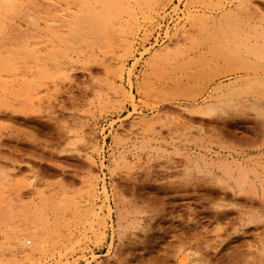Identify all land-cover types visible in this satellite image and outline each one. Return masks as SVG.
I'll list each match as a JSON object with an SVG mask.
<instances>
[{
  "label": "rangeland",
  "instance_id": "obj_1",
  "mask_svg": "<svg viewBox=\"0 0 264 264\" xmlns=\"http://www.w3.org/2000/svg\"><path fill=\"white\" fill-rule=\"evenodd\" d=\"M0 1V264L264 261V0Z\"/></svg>",
  "mask_w": 264,
  "mask_h": 264
},
{
  "label": "bare ground",
  "instance_id": "obj_2",
  "mask_svg": "<svg viewBox=\"0 0 264 264\" xmlns=\"http://www.w3.org/2000/svg\"><path fill=\"white\" fill-rule=\"evenodd\" d=\"M7 1V0H6ZM96 1V0H95ZM98 1V0H97ZM86 2V1H85ZM88 2V1H87ZM92 3V2H90ZM96 3V2H95ZM11 7L9 6V3L5 2V1H0V17L2 16V12L5 13V11H8ZM86 11L89 12V15H87L84 18L83 21V25L85 26V28L88 30V32L93 35L96 39H101L104 35V31H107V29L109 28L110 25V16H112V13L114 11H116V6L113 3H104L100 10L98 12H93L91 9H89L86 5H85ZM86 21V22H85ZM109 24V25H108ZM104 30V31H103ZM53 31V30H52ZM54 32V31H53ZM185 35V31H182L179 33L180 39L181 36ZM177 37V36H176ZM183 37V36H182ZM178 38V37H177ZM184 39V38H182ZM32 50V49H31ZM21 51V50H20ZM36 51H39L36 49ZM19 52V51H18ZM32 53V51H31ZM34 53V52H33ZM37 53V52H36ZM35 53V54H36ZM23 54V53H22ZM21 55V54H20ZM32 55V54H31ZM49 56V55H48ZM12 57V56H11ZM15 57V56H14ZM25 57V56H24ZM30 57V56H29ZM26 58V57H25ZM33 58V57H32ZM13 60V58H11ZM23 59V58H21ZM20 59V60H21ZM18 60V59H17ZM16 60V62H17ZM39 60V59H38ZM15 62V61H14ZM15 62V63H16ZM13 62H11L9 59H7V57H3L1 55L0 57V72H5V73H11L13 71V69L15 68L13 66ZM16 66V64H15ZM92 71V70H90ZM89 71V73H90ZM60 74V73H59ZM43 75V74H42ZM63 76V75H62ZM9 83V82H8ZM7 82H0V87L3 89L7 90ZM9 85V84H8ZM12 85V84H11ZM9 85V87L11 86ZM40 88V87H38ZM49 89V88H48ZM42 90V89H41ZM5 91V90H4ZM6 92V91H5ZM41 92V91H40ZM45 92V91H43ZM38 94V93H37ZM44 94V93H43ZM33 96V95H32ZM4 104V103H3ZM29 236L33 237V235L31 233H28ZM34 238V237H33ZM43 241V239H42ZM40 239H36L35 240V244L32 247V251H40L42 250L43 247V242Z\"/></svg>",
  "mask_w": 264,
  "mask_h": 264
},
{
  "label": "snow or ice",
  "instance_id": "obj_3",
  "mask_svg": "<svg viewBox=\"0 0 264 264\" xmlns=\"http://www.w3.org/2000/svg\"><path fill=\"white\" fill-rule=\"evenodd\" d=\"M261 264H264V261H262Z\"/></svg>",
  "mask_w": 264,
  "mask_h": 264
}]
</instances>
